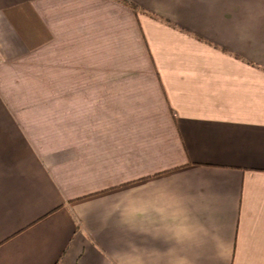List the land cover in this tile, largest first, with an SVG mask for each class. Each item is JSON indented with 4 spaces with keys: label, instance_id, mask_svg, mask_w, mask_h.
Here are the masks:
<instances>
[{
    "label": "crops",
    "instance_id": "1",
    "mask_svg": "<svg viewBox=\"0 0 264 264\" xmlns=\"http://www.w3.org/2000/svg\"><path fill=\"white\" fill-rule=\"evenodd\" d=\"M0 264H264V0H0Z\"/></svg>",
    "mask_w": 264,
    "mask_h": 264
},
{
    "label": "rangeland",
    "instance_id": "2",
    "mask_svg": "<svg viewBox=\"0 0 264 264\" xmlns=\"http://www.w3.org/2000/svg\"><path fill=\"white\" fill-rule=\"evenodd\" d=\"M219 5L225 8V0H218Z\"/></svg>",
    "mask_w": 264,
    "mask_h": 264
}]
</instances>
